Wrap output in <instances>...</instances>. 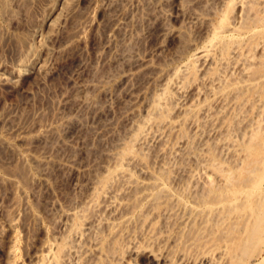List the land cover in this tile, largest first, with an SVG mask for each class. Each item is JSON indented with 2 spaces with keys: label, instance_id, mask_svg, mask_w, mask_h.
Wrapping results in <instances>:
<instances>
[{
  "label": "bare ground",
  "instance_id": "1",
  "mask_svg": "<svg viewBox=\"0 0 264 264\" xmlns=\"http://www.w3.org/2000/svg\"><path fill=\"white\" fill-rule=\"evenodd\" d=\"M102 4L107 28L92 62L80 55L50 67L98 19L87 14L61 41L73 4L47 19V59L36 67L73 88L61 91L53 117L28 131L4 124L1 161L21 168L0 167V184L12 187L0 225L5 264L21 227L32 264H264V0ZM178 38L171 61L157 64ZM29 57L0 69V82L36 68ZM101 63L108 68L97 74Z\"/></svg>",
  "mask_w": 264,
  "mask_h": 264
},
{
  "label": "rangeland",
  "instance_id": "2",
  "mask_svg": "<svg viewBox=\"0 0 264 264\" xmlns=\"http://www.w3.org/2000/svg\"><path fill=\"white\" fill-rule=\"evenodd\" d=\"M178 1L180 0H168V3L169 4L171 3V5H173V4H177ZM88 2L89 0H63V1L62 0H27V1L23 0L22 5H21L22 8L17 7L15 4L13 6L12 3H10L9 5L7 3L4 5V7L0 8V69H2V72L4 70L5 72L7 71L6 72L7 74H9L12 71L13 67L15 68V65H18V62L22 58H24L27 55V53L30 56L29 63L31 67L32 66L36 67L35 59H39L41 62L47 59V49L45 50L44 48L41 47L43 39L46 38L49 32L50 22L48 23L47 19L50 18L49 16L53 14H54L53 19H54L58 15V13L61 12V9H63L64 7H70L72 4H73V8H72L73 11L72 13L69 14L68 16L69 18L67 17V20L65 21L64 26L61 27V29L58 31V34H57L60 41L63 40L66 36L73 35V32H74L73 26L77 24L76 22H79L80 20H84V18H87L86 16L91 15V17L96 18V20L97 19L98 20L95 22L93 29H90V30L87 29L85 33L86 35H84L85 38L83 40V41L86 40L85 42L83 43L75 42V44L74 43L71 44L72 46L70 45L69 48H65L64 50L60 51V53H57L56 55H54L53 56L54 58H52L50 61V67L56 68L58 65L67 63V61H69L70 58H73V57L80 58L82 55L84 56L86 60H88V62H92L95 58L96 46L100 44V42L102 43L104 41L103 39L105 38V29L107 28V25L105 24V22H103V20H101L102 11L100 12V6H101V3H103L102 6L106 5L108 3V0H97L96 4L95 5L93 4L92 7L91 6L89 7ZM132 6L134 7V5ZM2 9H4V11ZM145 24L139 27L140 31H142L141 29L147 28V23ZM98 29H99V32H98ZM178 40L180 39L179 38L175 39V41L172 40L166 44V46L160 52V55L155 58L157 64L165 63L166 61L167 62L171 61L169 59H171L172 56L173 55L175 56L176 54ZM85 44L86 46H84ZM39 45L42 49L39 47ZM168 55H169V58H168ZM102 65H103L102 63L99 65L100 71L98 70L97 74L99 73L101 74L108 68V65L104 64L103 65L104 67ZM80 71L84 72V75H87L88 73V69H87V72L83 71V68ZM44 75H46L45 72L41 70L40 68L36 67L33 70L31 69L30 71H28L25 75H23L20 78L15 77L16 79H14L13 85L11 86H7L5 85V83L0 82V130H1L0 136H1V133L7 129L6 127H8V125L12 121H13L12 123H17V124L21 123L20 125L21 126L23 125L24 129L28 131L29 129H31V127H33V123L39 120L40 117H43L45 119H51V116L54 115L55 113L56 105L54 104V102L56 101V99L60 98V94L62 92L70 93L72 91L73 89L71 88L72 84H70V81H68L67 76L60 74V73H56L55 75H49V74L46 76ZM119 82L120 80L119 79L117 80L116 78L115 80H112L108 83V87L111 88L113 94L115 91H117ZM68 83L71 86L68 85ZM100 97L104 101L106 100L112 101L113 99L112 95L108 96L103 93L100 94ZM4 124L7 126L5 127ZM26 130H24V132H26ZM74 130L75 132L77 131L76 134L79 135L80 133L79 130L77 128L76 129L74 128ZM80 135H81V138L85 137L86 139L88 138L87 136H89L87 131L82 132ZM6 156L7 155L5 152L0 151V167L2 169L5 166L3 165L2 161H4V158ZM6 166H5L6 169L4 168L5 169L4 171L6 172H8V170L9 172L14 171V169L15 171L17 170L19 171V168H20V166L17 164L6 165ZM19 172H21V170ZM54 174L52 175V178L54 181L57 180L55 181L56 183L55 185L56 187H60V184H62L61 176L60 174H57V173H54ZM23 181L27 183V180L24 176H23ZM9 186L10 185L8 184L7 185L0 184V193L1 191L3 192L1 193L3 197H0V205L1 206L3 205V207L6 208L5 211H0L1 213L0 214V225H1V222L4 221V219L1 220V218H4L3 216H5L6 218V216L9 215V212H7L9 210V209L7 210V208L9 207L6 206L8 203L10 204L9 201H10V198H12L11 197L12 187L11 186L9 187ZM6 194H7V197H6ZM4 197H6V199H4ZM31 200H33L34 204L38 207V209H41L39 207L40 206L39 201L33 195H31ZM25 219L26 217L23 215L22 220H21L22 224H24ZM24 232H25L24 228L21 227V229L19 230V234H18L19 235V239H18L19 241L17 242L18 244H16L15 245L16 247H14L13 249L15 250V255H17L16 257L14 256L13 259L11 260L13 264L16 262L17 264H20V263L21 264H32L31 262L32 258L30 257L32 253H31L30 247H28V243H26L27 240L25 241L26 237L24 235L25 234ZM7 235L8 233L5 236L6 239L4 238L2 241V243L5 246L7 245V242H8ZM0 257H1L0 264H5L4 256L0 254ZM14 259H16L17 261Z\"/></svg>",
  "mask_w": 264,
  "mask_h": 264
}]
</instances>
